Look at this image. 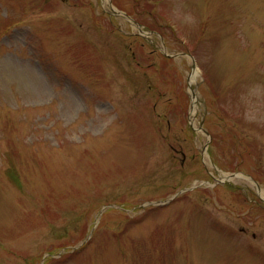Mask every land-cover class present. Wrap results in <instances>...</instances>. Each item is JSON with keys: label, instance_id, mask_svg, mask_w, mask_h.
I'll return each instance as SVG.
<instances>
[{"label": "rangeland", "instance_id": "obj_1", "mask_svg": "<svg viewBox=\"0 0 264 264\" xmlns=\"http://www.w3.org/2000/svg\"><path fill=\"white\" fill-rule=\"evenodd\" d=\"M110 1L0 0V264H264V0Z\"/></svg>", "mask_w": 264, "mask_h": 264}, {"label": "bare ground", "instance_id": "obj_2", "mask_svg": "<svg viewBox=\"0 0 264 264\" xmlns=\"http://www.w3.org/2000/svg\"><path fill=\"white\" fill-rule=\"evenodd\" d=\"M192 75H193V74H192ZM192 75H191V77H192ZM192 101H194V100H192ZM191 111H194V104L192 105ZM238 175H239V174H238ZM239 177H243V176L240 175ZM259 194H260L262 197H264V191H262V190L260 191V190H259Z\"/></svg>", "mask_w": 264, "mask_h": 264}]
</instances>
